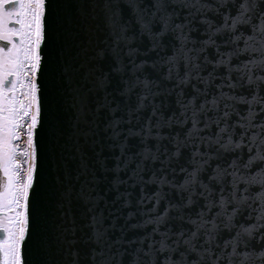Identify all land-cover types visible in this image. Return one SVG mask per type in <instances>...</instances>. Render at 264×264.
<instances>
[{
	"label": "snow or ice",
	"instance_id": "6c2138e0",
	"mask_svg": "<svg viewBox=\"0 0 264 264\" xmlns=\"http://www.w3.org/2000/svg\"><path fill=\"white\" fill-rule=\"evenodd\" d=\"M89 7L91 13H85L83 9ZM192 7L195 5L188 2L178 6L172 0H91V3L0 0V264H65L66 261L67 264H91L97 256H104L105 248L111 250L115 243L132 245V248H121V260L127 254L133 257L128 264H139L144 249L137 246L136 241L143 243L146 236L127 239V229L142 227L131 220L138 213H144L137 209L125 215V209L132 204L133 192L127 187L121 191V186L133 189L140 186L138 205L153 196L159 205L166 195L158 190L146 196V184L158 181L161 188L168 184L180 190L179 201L170 200L163 216L152 215L157 211L153 207L144 221L145 225H155L152 234L147 236L158 234L161 237L145 246L151 251L152 244L159 243L151 264H156V260L160 264H199L192 254L202 259L205 251H212L193 243L200 231L205 230L207 240L211 241L219 227L217 221L225 228L230 227L237 212L235 208L227 223L220 219L221 212L211 220L205 219L215 207L210 198L213 190L202 181L199 187L205 191H197L195 186L197 172L208 161L188 173L178 159L191 142L200 122L198 117L210 120L207 106L211 104L212 109L219 112L221 98L227 96L222 91L224 85L215 84L221 91L218 96L213 94L211 101L207 96L219 66L230 64L223 56L231 57L236 52H221L215 36L222 28L207 18L199 20L200 25L206 26L203 35L207 38L194 37L193 34L200 31L195 23L197 13L203 15L202 8L210 5H202L197 13L185 14L184 10ZM226 7L222 0L213 10L219 13ZM257 8L264 10V3L245 0L237 16L232 18V28L237 22L250 23L252 17L245 18V14ZM69 10H77L78 14L74 12L69 16ZM229 18L224 17L223 27H228ZM260 19L259 46L254 26V35L246 39L244 51L249 48L260 51V63L264 64V11ZM105 27L107 36L101 39ZM239 39V36L233 37L225 43ZM42 45L48 49L44 56ZM209 46H215L220 59L209 58ZM42 60L46 61V66ZM209 65L211 70L203 75ZM148 67L155 71L166 68L163 87L159 77L149 78ZM231 72L229 67L228 79H232ZM38 74L43 77V85L38 83ZM224 79L220 76V80ZM247 79L249 84L253 82L251 74ZM257 79L264 81V77ZM141 86L142 91H137ZM188 86L194 91L190 99L185 94ZM236 86L228 85L230 89ZM45 93L50 98L47 117ZM133 94L137 97L135 107L130 102ZM173 94L175 103L183 111L168 114V99ZM200 96L204 100L197 110L195 105ZM240 99L244 101V97ZM261 101L264 97L253 95L252 101L245 102L251 105ZM149 104L151 114L145 126L140 123V113ZM189 106H193L192 130L182 137L174 126L182 127L188 122ZM223 107L227 109L230 105L224 102ZM229 115L228 111H223V117L217 116L213 123L219 125ZM252 116L254 113L249 108V117ZM204 127L207 129L210 124L205 122ZM226 130V127L221 128L220 132ZM132 137H138V142L133 143ZM216 142H220L219 138ZM228 144L221 146L227 149ZM200 154L194 151L188 163L196 164L195 157ZM257 161L264 162V154L258 152L250 156L244 168L254 167ZM156 163L160 165L158 169ZM235 163L234 160L233 166ZM174 164L178 165L179 172L188 173L182 184L174 183L177 173ZM169 168L172 180L166 179ZM149 170L151 177L146 180ZM216 173L208 179L216 180L221 174H227V169L221 170L218 165ZM231 175L232 197L235 198L237 177L235 172ZM239 179L247 185H260L262 191L257 195L264 203V167ZM189 186H192L191 191ZM113 192L115 198H111ZM184 192H188L186 204ZM220 192L219 205L224 209L227 202L223 187ZM194 196L203 197L205 201L197 213L198 219H192L186 212L195 203ZM186 216L189 224L196 225L190 239H183L186 229L182 226L174 230L171 224L165 223L168 217L184 221ZM121 219L123 224L119 223ZM208 224H211L210 229ZM256 227L245 228L244 232L251 236ZM260 227L264 229V225ZM118 228L119 235H115ZM260 239L264 241V232ZM229 243L233 244L235 254V242L225 241V246ZM258 255L264 257V250ZM243 256L251 262L252 253L245 252ZM110 259L106 257L100 264H109ZM218 259L213 264H218Z\"/></svg>",
	"mask_w": 264,
	"mask_h": 264
},
{
	"label": "water",
	"instance_id": "95a60500",
	"mask_svg": "<svg viewBox=\"0 0 264 264\" xmlns=\"http://www.w3.org/2000/svg\"><path fill=\"white\" fill-rule=\"evenodd\" d=\"M74 3H91V0H72ZM222 0H188L189 4L195 5L190 9H185L184 12L187 14L188 11L197 13V9L201 8L202 5H210V7L202 8V13H197V18L195 23L199 27L200 31L194 33V37L198 40L206 39L207 37L203 35L204 30L206 28L205 25H200L199 20L203 18H207L214 23V25L222 28V31L217 33L215 36L216 43L220 46V50L222 53H229L236 50L235 54L231 57L225 55L223 59L230 60V64L220 65L216 75V80L214 85H212L209 89V95L207 99L211 101L213 98V94L218 96L221 89L215 88V84H223L224 87L222 91L227 94L226 97L221 98L222 102L220 103V110L217 112L212 109L211 104L207 106L208 108V116L210 120H206L205 117L199 116L200 122L196 125V130L193 131L191 140H195V144H188L186 149L182 150V155L179 157V164L184 165L188 169V173H191L194 169L198 168L203 161L207 160V164H203V167L197 172L196 176V190L197 191H205L204 189L199 187V182H203L209 185V188L213 190L211 199L215 202V207L212 209L211 213L206 215L205 219L211 220L216 213L221 212L222 216L220 217L225 223L228 222L227 218L229 215H232L233 209H237L236 214L233 216L230 227L225 228L223 224H219L218 229L213 232V235L216 238V244L221 247L222 250L231 253L233 244L229 243L225 246V241L235 242V246L238 252L243 256L245 252L247 253H258L261 250H264V241H261V227L260 225H264V219H260L264 216V203L258 198V193L262 191L260 185H247L243 180H240L239 177L246 176L249 173L254 174L260 168L264 167V162L257 161L256 165L252 168L245 169L244 164L247 163L250 156H256L258 152L264 154V111H261V108L264 107V101L254 102L251 105L246 103L245 101H252L253 95H256L257 98L264 97V81L258 80L257 77H264V64H261L262 56L260 51H253L252 48H249L247 51L245 49V41L248 37L254 35L253 28L255 26L256 32V41L257 47L258 41L260 39L259 26L261 24L260 17H254L252 14H245V18L251 16L250 23L237 22L235 28H232V18L236 17L240 10V5L245 2V0H223V3L227 5L226 8H222L219 13L214 11L216 7L220 5ZM85 13H91L92 9L86 8L83 9ZM78 14L77 10H69V16L73 13ZM229 16L230 18L227 21L228 27H223L225 24L224 17ZM107 36V28L105 27L103 33H101V39ZM241 37V39L236 40L232 43H225V41L230 40L233 37ZM174 43V41H173ZM199 45H197L198 47ZM189 47H193V45L189 44ZM42 56L46 55L48 49L42 45ZM171 52V45L169 46V53ZM209 58L220 59L221 57L217 55L215 46H209L207 52ZM257 61L256 64L250 63V61ZM202 63V55L201 61ZM137 63H139V58L137 59ZM42 64L46 66V61L42 60ZM247 65V67H245ZM131 66L129 65V68ZM211 65L207 66V69L202 73L203 75H207V71L211 70ZM231 67L232 79H228V69ZM184 69L181 68V74H183ZM146 72L149 74V78H158V74L155 70L150 67L146 68ZM164 74H166V68L164 69ZM251 74L253 76V82L251 84L248 83V75ZM220 76H224L225 79L220 80ZM143 78V76H142ZM195 83V80L192 81ZM38 83L43 85L44 80L43 77L38 74ZM236 84L235 88H229V84ZM137 91H142V86ZM185 94L187 98H191L194 95L193 89L188 86L185 88ZM229 97H235L234 99H229ZM240 97H244V101L240 99ZM204 97H198L195 108L199 109V104L203 103ZM50 98L48 94L45 93V106L44 112L45 117L48 115V107H49ZM176 96L173 94L168 99V114L171 111H183L179 108V106L175 103ZM131 104L135 107L137 102V97L135 94L131 97ZM187 103V99L184 101ZM224 102L230 105L229 108L225 109L223 107ZM150 105V104H149ZM145 107L140 113L141 121L140 123L143 125H147V117L151 114V107ZM249 108L252 109L254 116L249 117ZM192 111L193 106H189L187 111V119L188 122L182 127L179 125L174 126L176 130L181 131L182 137L185 136L189 130H192ZM223 111H228L230 113L228 118L222 120V122L217 125L213 123L217 119V116L223 117ZM208 122L210 127L205 129L204 124ZM135 124V121L133 122ZM227 128V130L223 133L220 132L221 128ZM201 136L204 137L203 141L200 139ZM229 137H231V144H228ZM211 138V139H209ZM219 138L220 142L217 143V139ZM133 143L138 142V137L130 138ZM151 143H155V141H151ZM228 144L227 149L223 148L221 145ZM239 145V146H237ZM197 151L201 153L195 157L196 164H189L188 161L192 159V153ZM109 154L110 153H106ZM118 154V150H117ZM176 159V158H175ZM235 160V165L233 166V161ZM111 163V161L109 162ZM151 163V162H150ZM219 165L220 169H227V174H221L216 180L210 181L208 178L210 176L217 175L216 169ZM177 167V173L174 183L182 184L184 179L187 177L188 173H181L178 170V165H173ZM155 167L158 169L160 167L159 163L155 164ZM232 172L236 173L237 181H236V196L232 197V192L234 191L232 187L233 176ZM131 175V172L127 174ZM160 174L158 173V176ZM151 177V171L149 170L145 175V179H149ZM126 178V177H124ZM166 179L172 180V174L170 169L168 170V175ZM132 183L131 181L129 182ZM127 187L128 191L133 192V196L130 198L132 204L129 208L125 209V215L128 211H137V206H139V212L144 213V215L137 216L131 220V223L135 224L139 222L142 227L130 229L127 233V239H137L141 237H145L148 234H152V230L155 227L154 224H144V221L149 218V209L155 207L157 211L152 215H164V209L167 207L168 202L171 200L172 202H178L180 198V190L172 189L168 184L161 185L157 181L155 184H146L145 195H152L154 192L161 190L166 195L162 199L159 205L156 204L155 197L151 200H146L144 204L138 205L137 200L139 199L140 186L137 185L135 189L129 186H121V191H124ZM224 188L223 196L226 200V207L221 209L219 205L220 199V189ZM248 191H245V189ZM207 195V192H205ZM116 193H111V198H115ZM185 200L184 203H187V195L188 192L183 193ZM246 198V199H245ZM195 203L192 204L189 208L186 209L187 213H190L192 219H198L197 213L201 211L203 208L205 201L203 197L194 196L193 197ZM239 201V203H238ZM119 206V205H117ZM174 214V213H173ZM120 224H123V219L120 220ZM166 224H171L174 230H179L182 226L186 229V235L184 239H188L191 236L192 231H196V225H191L188 223V218L186 216L184 221L173 220L171 217L166 219ZM253 225L257 227L253 230L251 236L244 232L245 228H249ZM207 228H211V224L207 225ZM164 230V227L161 228ZM205 230H201L196 240L193 243L201 245L204 243V240L207 239L204 234ZM239 233V236L237 235ZM115 235H119V229H117ZM152 239L159 241L161 237L158 234H153ZM152 239H149L147 243H151ZM159 246V243H157ZM193 258H196L195 254H193ZM256 257L253 256L252 260H255Z\"/></svg>",
	"mask_w": 264,
	"mask_h": 264
},
{
	"label": "clouds",
	"instance_id": "9594fccd",
	"mask_svg": "<svg viewBox=\"0 0 264 264\" xmlns=\"http://www.w3.org/2000/svg\"><path fill=\"white\" fill-rule=\"evenodd\" d=\"M172 2L179 6V5H182V4L186 3V2H188V0H172ZM257 2L258 3H264V0H257ZM261 11H264V10H262L260 8H257L251 14L254 17H260L261 16ZM100 46L104 47L103 44H101ZM156 72L158 74L159 79L162 81L161 87H163L164 83H166L165 74H164L163 71H156ZM149 106L151 107V105H149ZM189 143H192L194 145L195 144V140L192 139L191 142H189ZM173 161H175V158H173ZM189 190L190 191L192 190V186H189ZM137 209H139V206H137ZM129 230L130 229H127V231H129ZM261 231L264 232V229H261ZM190 238L191 237H189L188 239H190ZM122 239H124V238L122 237ZM149 239H152V237L151 236H146L143 243H141L140 240L136 241V245L144 249V252L140 253L141 259L139 261V264H151V261H152V259L154 258L155 254H156V250H158V248H159V246H157V243H154V244H152V250L149 251L145 247L148 244L147 241ZM105 243L106 244H111L112 241H105ZM199 246L201 248H210V249H212L211 252L205 251L203 253V258L202 259L199 257L198 254L193 253L196 256V259L199 260V264H213V261L216 260L217 258H219L218 259V264H230V262H231V264H241V261H244V264H264V257H260L258 255L259 252L258 253H252V257L255 256L256 259L252 260V258H251V262H250L248 260H245L244 257H242V255L238 252L237 248H236V253L235 254H233V248H232V252L231 253H228V252L222 250L221 247L216 244L215 236H214V238L211 241H208L207 239H205L204 243L199 245ZM123 247L132 248L133 246L132 245H127L125 243L112 244L111 250H108L107 248H105L104 256H97L96 261L95 262H91V264H100V261L105 259L106 257H111V259L109 261V264H128V261L131 260L133 257H131V256L126 254L125 258L123 260H121V256H120L119 253H120L121 248H123ZM113 252L116 253V255H112ZM145 252H147V255H145ZM65 264H67V261L65 262ZM156 264H160L159 260H156Z\"/></svg>",
	"mask_w": 264,
	"mask_h": 264
},
{
	"label": "built area",
	"instance_id": "2783aa9c",
	"mask_svg": "<svg viewBox=\"0 0 264 264\" xmlns=\"http://www.w3.org/2000/svg\"><path fill=\"white\" fill-rule=\"evenodd\" d=\"M23 142V138H22V141H21V143Z\"/></svg>",
	"mask_w": 264,
	"mask_h": 264
}]
</instances>
